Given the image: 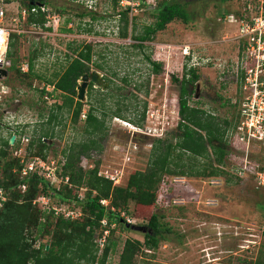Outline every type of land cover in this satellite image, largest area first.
I'll return each mask as SVG.
<instances>
[{
	"label": "rangeland",
	"instance_id": "obj_1",
	"mask_svg": "<svg viewBox=\"0 0 264 264\" xmlns=\"http://www.w3.org/2000/svg\"><path fill=\"white\" fill-rule=\"evenodd\" d=\"M157 1H150L149 6L138 9L136 14H128L129 23H135L137 32L154 22L152 12ZM5 2L3 25L11 34L20 36L15 68L21 72L35 50L39 54L34 60L35 73L51 79L64 66L65 56H73L67 46L76 48L85 44L92 45L93 63L115 70L118 77L111 79L110 85L106 83V79L110 80L109 74L91 65L78 123L72 124L66 114H62L60 122L59 114L60 123L50 126L55 137L46 139L45 144L48 148L46 161L52 158L61 164L64 163L63 150L85 138L82 128L92 102L88 94L90 84L92 94L97 91L106 94V112H114V105L121 101L123 106L129 107L127 113H122L128 119L107 118L105 135L96 138L100 151L91 150L88 157H80L79 164L83 170L98 164L101 174L120 171V187H125L131 174L147 168L153 142L170 140L180 122L179 82L183 68L186 69L181 48L192 46L197 58L210 59L208 66L201 68L203 61L197 66L199 80L192 89L194 94L189 104L213 114L219 122L226 120L230 124L225 134L228 153L225 170L234 176V173L238 174L239 179L231 175L215 179L165 176L158 187L154 207L140 210L129 203L121 216L123 220H130L131 225L143 227L155 214L170 230L167 241L154 252L142 250L136 256L135 264H256L258 261L264 264V129L257 128L249 135L235 134V125L241 122L237 113L242 94L234 80V66L241 50L235 38L237 27L225 19L240 9L243 2L193 3L188 8L194 15L191 23L184 25L176 21L169 24L151 42L144 43L141 50L131 47L134 42L130 38L118 37L116 14L122 11L118 5L114 7L112 0L45 1V27L49 31L22 19L20 12L27 10L26 0ZM63 9L66 10L60 13ZM75 13L90 14L95 19L88 15L79 18ZM87 29L91 33L84 32ZM131 30L129 24L128 34ZM145 56L162 65L160 74L151 73ZM91 72L100 74L96 82L91 83ZM123 76L131 80V85L119 81ZM133 84L141 85V90L134 91ZM0 85L7 87L0 102V143L15 136V144L9 145L10 157L27 164L37 157L28 155L30 140H36L41 131L48 128L47 117L54 105L62 103V98L56 93L45 99L40 95V90L47 86L44 82L20 79L10 69L0 78ZM81 85L78 81V86ZM197 86L198 98L195 97ZM47 87L48 92H52V88ZM143 103L146 104L145 117L139 127L130 120H135ZM85 190L74 189V194L83 197ZM48 207L63 209L66 206L51 197ZM110 230H113L108 236L112 249L106 264L118 263L125 240L143 242L144 239L142 233L123 231L117 225ZM101 253L98 249L97 257Z\"/></svg>",
	"mask_w": 264,
	"mask_h": 264
},
{
	"label": "trees",
	"instance_id": "obj_2",
	"mask_svg": "<svg viewBox=\"0 0 264 264\" xmlns=\"http://www.w3.org/2000/svg\"><path fill=\"white\" fill-rule=\"evenodd\" d=\"M45 1L50 0H42V5H45ZM201 1L223 4L231 0H158L152 12L154 22L142 27L140 32H137V26L133 21L129 23L127 11L118 12L120 15L117 21L118 37L130 38L134 42L131 47L141 50L145 47L144 43L151 42L154 36L163 32L169 24L176 21L184 25L191 23L194 15L188 8L193 3ZM112 3L116 7L117 0H112ZM25 7L30 12L32 6ZM62 11L65 10H60V13ZM85 15L88 14H81L79 17L83 18ZM88 16L95 19L90 14ZM25 21L29 25L49 31V28L45 27L47 13L39 10L36 14L29 13ZM129 24L132 26L131 34H128ZM84 32L91 33V30L87 29ZM19 38V35L11 33L8 36L6 57L10 62L9 69L20 79H36L52 87L50 93L42 88L40 90L42 97H53V94L58 93L62 98V103L54 105V111L52 109L47 117L48 128L43 129L36 140H30L27 148L28 155L45 160L48 149L45 140L55 137L50 126L59 124L62 114H66L72 124L78 123L80 119L84 104L77 100L76 88L81 77L89 73L91 65L96 70L109 74L110 80L106 79V83L110 85L111 79L117 78L118 75L115 70L92 62L91 44L76 48L67 46L73 56H65L64 66L59 72L54 73L51 79L35 73L34 60L39 54L33 50L28 59V70L23 73L15 68ZM145 59L152 74L158 75L162 72L160 63L151 61L149 56H145ZM183 70L178 97L180 122L175 132L171 134L170 140L157 139L153 142L147 168L143 172L131 174L125 187L113 186L111 181L99 176L98 164L86 170L79 166L80 157H88L91 150L100 151L96 138L105 135L107 118L128 119L122 113H127L129 107L123 106L121 101L114 105L116 107L114 112H106V94L100 91L92 94L91 84L88 87V94L92 102L89 103L82 128L85 138L73 142L62 152L64 158L62 175L68 177L70 188L65 186L57 190L35 174L21 177L24 166L20 159L10 157L9 139L0 143V190L6 197L0 209V264H106L112 242L108 238L101 255L97 257L98 248L94 243V236L100 228V221L106 219L108 228L109 225L115 224L123 231H132L121 219V212L127 211L129 203H133L140 210L154 207L158 187L165 176L215 179L231 175L238 178L225 170L228 155L225 134L230 124L226 120L219 122L213 114L189 104V99L194 94L192 89L198 83L199 75L196 70L187 71L184 68ZM119 81L126 86L131 85V80L127 76L119 78ZM133 85L134 91L141 90V85ZM28 86L31 87L30 84ZM145 110L146 104L143 103L141 111L135 120H130L131 123L140 127L144 121ZM135 111L133 108V112ZM22 185L25 186L23 192L20 190ZM80 188L86 189L81 200L74 194V189ZM42 196L47 197L49 202L50 198L54 197L70 210L79 211L81 216L76 220H69L54 215L53 211L42 210L38 204H33L34 200ZM101 200H108L109 206L102 207L99 203ZM111 207L114 211L110 210ZM159 219L160 217L153 214L147 225L143 226L146 228V232L142 233L143 242L130 239L124 241L117 264H135L136 256L142 250L154 252L161 243L168 240L170 230ZM112 234L113 230H110V235ZM44 240L46 242L42 243ZM256 264L263 263L258 261Z\"/></svg>",
	"mask_w": 264,
	"mask_h": 264
},
{
	"label": "built area",
	"instance_id": "obj_3",
	"mask_svg": "<svg viewBox=\"0 0 264 264\" xmlns=\"http://www.w3.org/2000/svg\"><path fill=\"white\" fill-rule=\"evenodd\" d=\"M155 3V0H150ZM149 0H117V5L120 11H127L128 14H136L138 9H142L145 6H149ZM243 2V1H242ZM254 3V4H253ZM247 2L241 4V8L237 10L235 14H229L225 17L226 21L235 25L236 30V42L239 51L241 50L234 66V80L236 85L242 94V99L239 104L237 119L241 122L236 123L235 134L249 135L257 128L264 129V0H255V2ZM155 5V4H154ZM5 0H0V78L8 73L10 68V62L6 57L9 30L3 25L6 18ZM38 10L42 13H46L47 9L45 5H33L30 12L28 10H22L20 15L25 21L29 13L36 14ZM117 20L120 15H116ZM192 46H185L182 49V56L186 62V70H196L199 62L204 65V68L210 64V59L197 58L195 56V50ZM28 70V64L25 65L22 72L25 73ZM199 73V71H197ZM52 88V87H51ZM48 92V87H45ZM52 91V90H51ZM7 93V87L0 85V102L3 95ZM47 99V96H45ZM238 138V137H237ZM23 164L21 171V177H25L30 174H35L42 178L51 187L59 190L61 187H71L67 176L62 175L63 162H55L52 158L48 161L41 159L40 157L34 158L32 161L24 164V160H20ZM94 167V166H93ZM93 167H89L91 169ZM235 176L240 177L234 173ZM99 176L112 182L113 186H119L121 180V172L116 171L114 173L104 172ZM215 181V180H212ZM21 192L25 191V186L20 187ZM81 200L82 196H77ZM6 201V197L0 190V209L2 204ZM100 205L104 208L109 206L108 200H101ZM33 204H38L44 211H53L54 215L62 216L64 219L76 220L81 216L79 211L70 210L65 207L63 209L50 208L49 199L47 197H38L33 201ZM208 204V203H207ZM111 211L114 209L111 207ZM122 213V212H121ZM120 217L122 219L123 216ZM127 225H131L130 220H124ZM115 224L109 225L106 219L100 221V228L95 234L94 243L101 251L104 249L106 241L110 233V227Z\"/></svg>",
	"mask_w": 264,
	"mask_h": 264
},
{
	"label": "water",
	"instance_id": "obj_4",
	"mask_svg": "<svg viewBox=\"0 0 264 264\" xmlns=\"http://www.w3.org/2000/svg\"><path fill=\"white\" fill-rule=\"evenodd\" d=\"M4 75H6V73ZM90 77H91V83H93V82H96L98 80V78L100 77V74L98 72H91L90 73ZM88 78H89V76L87 74L83 75L81 77V80H80L82 82V85L80 87L78 86L76 88L77 100L80 101V102H83V100H84V93H85V88H86V86L88 84L87 83L88 82ZM195 97L198 98V86L196 87ZM14 141H15V136H11L9 138L8 144L10 146H12L14 144ZM126 227H128L131 230L136 231V232H141V233H145L146 232V228L141 227V226L126 225Z\"/></svg>",
	"mask_w": 264,
	"mask_h": 264
},
{
	"label": "flooded vegetation",
	"instance_id": "obj_5",
	"mask_svg": "<svg viewBox=\"0 0 264 264\" xmlns=\"http://www.w3.org/2000/svg\"><path fill=\"white\" fill-rule=\"evenodd\" d=\"M41 1L42 0H26L25 5H31V6H33V5H42ZM90 8L91 7H89V9ZM63 10H66V9H63ZM75 14H77V13H75ZM81 14H86V13H80V14H77V16L79 17V15H81Z\"/></svg>",
	"mask_w": 264,
	"mask_h": 264
},
{
	"label": "bare ground",
	"instance_id": "obj_6",
	"mask_svg": "<svg viewBox=\"0 0 264 264\" xmlns=\"http://www.w3.org/2000/svg\"><path fill=\"white\" fill-rule=\"evenodd\" d=\"M210 204V202H208Z\"/></svg>",
	"mask_w": 264,
	"mask_h": 264
}]
</instances>
